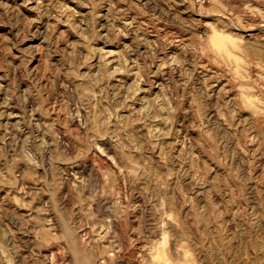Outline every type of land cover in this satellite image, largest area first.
<instances>
[{
    "label": "rangeland",
    "instance_id": "374dc122",
    "mask_svg": "<svg viewBox=\"0 0 264 264\" xmlns=\"http://www.w3.org/2000/svg\"><path fill=\"white\" fill-rule=\"evenodd\" d=\"M0 264H264V0H0Z\"/></svg>",
    "mask_w": 264,
    "mask_h": 264
},
{
    "label": "bare ground",
    "instance_id": "6f19581e",
    "mask_svg": "<svg viewBox=\"0 0 264 264\" xmlns=\"http://www.w3.org/2000/svg\"><path fill=\"white\" fill-rule=\"evenodd\" d=\"M110 59H112V60H110L111 64L116 63V61L114 60V57L111 56ZM109 65H110V63H109Z\"/></svg>",
    "mask_w": 264,
    "mask_h": 264
}]
</instances>
